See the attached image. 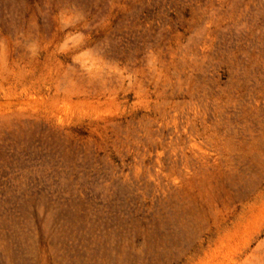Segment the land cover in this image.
Here are the masks:
<instances>
[{"label": "rangeland", "instance_id": "obj_1", "mask_svg": "<svg viewBox=\"0 0 264 264\" xmlns=\"http://www.w3.org/2000/svg\"><path fill=\"white\" fill-rule=\"evenodd\" d=\"M202 5L0 0V264H264V0Z\"/></svg>", "mask_w": 264, "mask_h": 264}, {"label": "built area", "instance_id": "obj_2", "mask_svg": "<svg viewBox=\"0 0 264 264\" xmlns=\"http://www.w3.org/2000/svg\"><path fill=\"white\" fill-rule=\"evenodd\" d=\"M195 1V0H193ZM228 1V2H227ZM227 2V4H226ZM229 8L232 6V0H203L202 10L206 12V23L212 24L214 20H216L217 12L221 10L224 6ZM193 7H199V5H193Z\"/></svg>", "mask_w": 264, "mask_h": 264}]
</instances>
